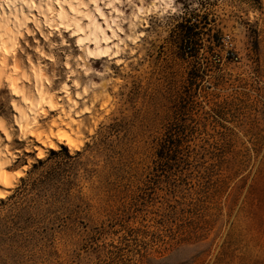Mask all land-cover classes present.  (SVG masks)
Listing matches in <instances>:
<instances>
[{"label": "rangeland", "instance_id": "obj_1", "mask_svg": "<svg viewBox=\"0 0 264 264\" xmlns=\"http://www.w3.org/2000/svg\"><path fill=\"white\" fill-rule=\"evenodd\" d=\"M145 19L126 65L89 77L113 83L112 99L85 116L80 148L58 141L68 132L51 130L55 113L37 130L58 149L18 154L11 171L24 175L0 199V264H264V0H167ZM181 25H196L187 54ZM65 54L54 53L59 78ZM166 135L180 153L172 170L155 163ZM51 170L60 182L36 188ZM57 199L81 218L51 208Z\"/></svg>", "mask_w": 264, "mask_h": 264}, {"label": "bare ground", "instance_id": "obj_2", "mask_svg": "<svg viewBox=\"0 0 264 264\" xmlns=\"http://www.w3.org/2000/svg\"><path fill=\"white\" fill-rule=\"evenodd\" d=\"M138 2L135 11L126 16L120 8L123 0H0V96L10 102L13 119L2 114L5 109L0 104V199L11 193L24 175L11 171L18 154L39 151L37 158L43 159L45 149H58L52 134L38 132L41 116L49 118L56 113L51 130L64 128L69 133L58 141L62 143L66 136L72 151L80 148L85 116L92 119L97 106L105 108L112 99L109 88L113 83L97 86L89 77L98 68L112 74L114 65L115 69L123 65L129 44L135 45L144 35L138 25L147 27L145 17L167 4V0ZM31 38L36 44L33 54L23 47V43L32 47ZM60 50L66 51L67 76L62 78L57 76L60 70L54 58ZM42 59L50 62L48 67ZM5 84L9 93L3 96Z\"/></svg>", "mask_w": 264, "mask_h": 264}, {"label": "trees", "instance_id": "obj_3", "mask_svg": "<svg viewBox=\"0 0 264 264\" xmlns=\"http://www.w3.org/2000/svg\"><path fill=\"white\" fill-rule=\"evenodd\" d=\"M183 36L181 39V46L185 50V53L187 54L188 51L186 49L196 48L198 46V43L196 41V32L195 28L196 25H193L192 27H187L181 25ZM185 54V55H186ZM196 78V76L191 75L189 79V83L193 82V80ZM185 108V107H183ZM175 141L169 137V135H166V137L162 138V142L160 143V147L156 153L157 160L155 161L156 165H160L163 169V167H166V169L172 170L174 167V161H178L179 158V151H173V149H170V145H174ZM64 150H66L64 148ZM55 154V152H52ZM79 155V153H78ZM70 157V156H69ZM71 158V157H70ZM43 163V162H41ZM60 176L55 170H51V172H47V175H42L38 179L34 180L33 185L37 187H52L55 184L60 182ZM51 208H54L55 211H59L61 215H64L66 219H70L73 221H78L82 215V207L78 205H66V203L63 200H55L54 205H52ZM56 214V213H55ZM61 215L56 214V218L60 219ZM81 222V221H80Z\"/></svg>", "mask_w": 264, "mask_h": 264}]
</instances>
